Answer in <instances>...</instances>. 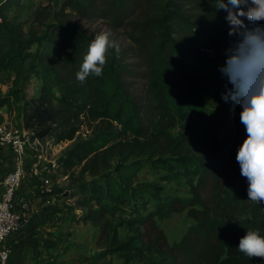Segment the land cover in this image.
<instances>
[{
    "label": "trees",
    "instance_id": "obj_1",
    "mask_svg": "<svg viewBox=\"0 0 264 264\" xmlns=\"http://www.w3.org/2000/svg\"><path fill=\"white\" fill-rule=\"evenodd\" d=\"M18 6L19 0H0V55L13 70L29 62L21 85L2 95L0 106L21 100L22 124L33 137L46 140L54 131L57 142H70L59 164L67 176L78 172L63 196L80 211L74 220L98 229L96 257L118 252L137 264H264L238 249L247 230L264 234V203L248 199L235 159L244 126L239 105L222 99L226 80L218 70L234 37L215 0L63 1L62 9L83 17L131 26L146 69V100L128 92L134 71L122 50L107 49L102 75L82 82L76 73L94 37L54 17L41 33L29 25L24 38ZM7 7L14 8L9 18ZM203 46L220 48L219 62L203 68L216 81L212 89L185 67ZM144 166L164 173L139 180ZM176 176L189 197L166 191L162 181ZM122 209L127 216L115 222ZM183 211L194 224L169 243L157 219Z\"/></svg>",
    "mask_w": 264,
    "mask_h": 264
},
{
    "label": "rangeland",
    "instance_id": "obj_2",
    "mask_svg": "<svg viewBox=\"0 0 264 264\" xmlns=\"http://www.w3.org/2000/svg\"><path fill=\"white\" fill-rule=\"evenodd\" d=\"M64 0H19L20 6L16 7V12L19 15V21H23L21 29L24 33V38L27 37L26 31L30 26L34 27L41 33L45 31L49 23L54 17L66 18L69 24H72L76 29L83 31L93 37L102 32H109L110 38L114 39L119 44V50H122L123 59L128 63L130 69L134 71L133 78H130L128 92L137 100H146V69L143 64L142 56L136 48V42L133 40L135 32L132 31L131 26L123 24L119 28H114L109 20L101 17H83L77 12L72 11L69 7L62 9ZM13 7L4 9L6 17L11 16ZM141 10L134 12V16H139ZM220 58L217 49L212 53L201 54L189 58L185 62L186 70L194 75H197L201 82L207 85L210 89L214 87L216 81L211 78H206L203 73V68L206 66H213L217 64ZM6 56L0 55V97L9 94L10 91L15 90L22 83L24 73L27 69L29 60L18 68L17 70L6 67ZM25 105L21 100L10 98V103L0 106V121L4 118L9 119L13 123L22 124L23 115L25 114ZM87 132V131H86ZM221 133L220 128L217 130ZM172 134H177V129H172ZM54 138V131H52L46 140L38 139L39 143L45 147L47 155L50 158L61 159V156L67 151L70 146L68 140L57 142ZM0 167L5 170V163L9 156L13 159L11 150L5 146H0ZM32 153H28L27 162L31 159ZM3 171V170H2ZM78 168H73L68 171V176L64 169L59 166L57 171L53 174L52 180H55L57 190L61 192L65 187H68L72 180L75 179ZM164 172L161 170H154L148 166H144L138 174L139 180H153L158 179ZM166 191L176 194L180 197H189L188 186L184 179L180 176L174 177L171 181H162ZM63 192L60 197L63 199ZM70 202V201H69ZM149 208V207H148ZM74 209V208H72ZM79 214L80 211L75 212ZM127 209L117 211L114 216L115 222L119 218L126 217ZM69 220V226L64 227L61 244V259L56 260V264H137L135 260L124 262V258L114 252L102 258H97L96 255L100 251L97 244L98 229L89 223H82L81 221ZM158 225L163 229L169 243L179 241L185 231L194 224L186 212L173 213L169 217L160 220L157 219ZM118 236L120 239L126 237V229L124 226H119Z\"/></svg>",
    "mask_w": 264,
    "mask_h": 264
},
{
    "label": "clouds",
    "instance_id": "obj_3",
    "mask_svg": "<svg viewBox=\"0 0 264 264\" xmlns=\"http://www.w3.org/2000/svg\"><path fill=\"white\" fill-rule=\"evenodd\" d=\"M215 8L225 12L228 35L234 37L224 50V63L218 70L226 80L222 99L239 105V121L244 126L245 135L237 146L235 159L247 184L248 199L261 204L264 203V27L255 22H264V0H215ZM110 48L119 51V44L110 38V33L97 34L88 44L76 78L83 82L90 74L102 75L105 53ZM238 249L249 258H264V234L260 229L247 230L239 239Z\"/></svg>",
    "mask_w": 264,
    "mask_h": 264
},
{
    "label": "crops",
    "instance_id": "obj_4",
    "mask_svg": "<svg viewBox=\"0 0 264 264\" xmlns=\"http://www.w3.org/2000/svg\"><path fill=\"white\" fill-rule=\"evenodd\" d=\"M0 150H3L2 147ZM1 160V159H0ZM12 168L9 156L5 170L0 167V181ZM3 170V171H2ZM55 180L51 181L49 194L41 192L40 177L26 176L18 187L13 198V208L20 210V203L29 209V217L20 228L13 233L5 244L10 247L9 264H56L61 259V244L64 227L77 212L72 204L62 199L57 190Z\"/></svg>",
    "mask_w": 264,
    "mask_h": 264
},
{
    "label": "built area",
    "instance_id": "obj_5",
    "mask_svg": "<svg viewBox=\"0 0 264 264\" xmlns=\"http://www.w3.org/2000/svg\"><path fill=\"white\" fill-rule=\"evenodd\" d=\"M213 47L203 46L200 54H209ZM220 53V48L217 50ZM219 62V61H218ZM0 146L9 148L13 154L12 168L0 181V264H9L10 247L5 244L13 233L27 221L29 209L25 203H20V210L13 208L15 193L26 176L40 177L41 192L49 194L53 174L60 164L57 159L50 158L47 151L31 131L7 118L0 121ZM28 153H32L27 162Z\"/></svg>",
    "mask_w": 264,
    "mask_h": 264
}]
</instances>
